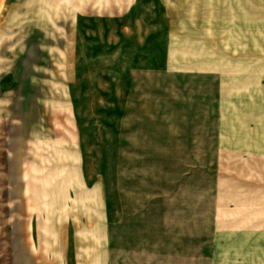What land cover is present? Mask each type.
Returning a JSON list of instances; mask_svg holds the SVG:
<instances>
[{
  "label": "rangeland",
  "instance_id": "obj_1",
  "mask_svg": "<svg viewBox=\"0 0 264 264\" xmlns=\"http://www.w3.org/2000/svg\"><path fill=\"white\" fill-rule=\"evenodd\" d=\"M144 1L103 26L154 27L170 72L143 33L73 35L65 3L0 0V171L5 152L17 172L21 127L28 177L24 197L17 175L5 179L0 264H210L209 84L184 69H210L198 56L217 27L251 46L264 85V0L220 19L166 18Z\"/></svg>",
  "mask_w": 264,
  "mask_h": 264
},
{
  "label": "crops",
  "instance_id": "obj_2",
  "mask_svg": "<svg viewBox=\"0 0 264 264\" xmlns=\"http://www.w3.org/2000/svg\"><path fill=\"white\" fill-rule=\"evenodd\" d=\"M55 1L57 4H66L68 23L66 31L69 34H121L129 31L133 34L143 33L145 36L141 43L144 42L143 44H146L148 48L155 49L156 44L158 45L154 39V27H147L143 31L139 29V26L125 25L119 29L120 31H116L115 29L106 30L103 26L106 20H117L126 13L132 12L139 0ZM148 1L150 0L144 2ZM153 1L163 10V13L165 12L163 16L166 18L220 19L250 16V13L243 11L236 14L234 9L235 2L249 3L250 0ZM77 18L78 21H75ZM80 19H82L81 24ZM92 21L93 23L97 21L98 24L93 26ZM123 28L126 31H123ZM167 31L169 33L170 29L168 28ZM196 34L200 36V42L203 43L202 35ZM229 34L230 32L227 31L226 36L220 37L218 28L212 27L211 41L207 49L210 50V54L208 56L201 53L198 56L202 59V64L208 63L206 65L210 66L209 70L184 69L185 73H189L188 75L193 73L209 84V96H206V100L210 101L213 132L211 145L214 147V155L211 176V243L208 257L210 264H264V85H259L262 81L252 79V72L248 68L251 61L249 52L251 46H241L234 38L229 37ZM180 39L182 47L183 33ZM186 40L191 41L192 38L189 37ZM165 45L164 42L158 46L166 50ZM71 49L74 50V44ZM83 49H87V46L84 45ZM166 51L167 63L163 71L170 72L171 64L168 62L170 52ZM237 51H241L240 54ZM184 62L187 64L186 61ZM184 62L181 65H184ZM153 63L154 57L150 56L147 65ZM194 65L199 64L194 62ZM196 112L199 113L198 109ZM20 130L21 127L18 137V155L15 157L18 158L17 172L14 171L11 174L15 169H11V161L7 160L5 152L3 153L4 168L0 171V180L2 179L4 183V185L0 184L3 209L6 208L5 195L8 192L5 179L9 176L17 175L18 193L21 197L26 196L27 152L21 146ZM196 144L202 145L203 142H196ZM74 166H71L73 173L70 179L71 184L76 182ZM77 173L78 183H80L83 177H80L79 170ZM21 209L20 206L19 210ZM19 218L18 221L21 223L22 219ZM18 236L21 235L18 234Z\"/></svg>",
  "mask_w": 264,
  "mask_h": 264
}]
</instances>
